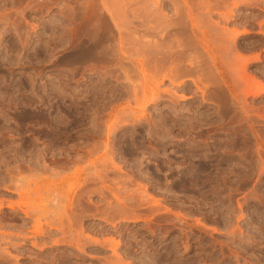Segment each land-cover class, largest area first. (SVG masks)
<instances>
[{"label":"rangeland","instance_id":"rangeland-1","mask_svg":"<svg viewBox=\"0 0 264 264\" xmlns=\"http://www.w3.org/2000/svg\"><path fill=\"white\" fill-rule=\"evenodd\" d=\"M203 1L0 0V264H264V0Z\"/></svg>","mask_w":264,"mask_h":264},{"label":"bare ground","instance_id":"bare-ground-1","mask_svg":"<svg viewBox=\"0 0 264 264\" xmlns=\"http://www.w3.org/2000/svg\"><path fill=\"white\" fill-rule=\"evenodd\" d=\"M178 1V0H177ZM185 1V0H184ZM203 1V0H202ZM211 2V1H210ZM212 3V2H211ZM185 4H187V3H185ZM209 4V2L208 3H204V1H203V4L201 3V5H203V11L204 12H206V11H208L209 9H211V5H208ZM168 5V4H167ZM174 5H176L177 6V4L176 3H174ZM199 6V7H201L202 8V6ZM208 6H210V8L208 7ZM193 7H194V5H193ZM176 8V7H175ZM181 10V9H180ZM190 10V9H189ZM108 11V10H107ZM195 11V10H194ZM202 11V10H201ZM108 12H110V11H108ZM177 12V11H176ZM181 13V12H180ZM201 14V13H200ZM181 15V14H180ZM226 15V14H225ZM192 17V15H190V11H189V18H190V20L192 21V24L194 25L193 27H195L196 26V21H194V19L193 18H191ZM224 15H223V19H224ZM227 17H229L228 16V14H227V16L225 17V18H227ZM113 19V18H112ZM228 19H231V18H228ZM185 20H187V19H185ZM202 20V19H201ZM201 20H199V22L201 21ZM226 21H227V19H226ZM198 22V21H197ZM202 22V21H201ZM204 23H206L205 21H203ZM228 22V21H227ZM181 23V22H180ZM179 23V24H180ZM186 23V22H185ZM179 24H178V26H179ZM198 24V23H197ZM210 24V23H209ZM212 24V23H211ZM172 25V24H171ZM175 25V24H174ZM183 25V24H182ZM208 25V24H207ZM212 25H214V24H212ZM211 25V26H212ZM216 25V26H215ZM214 26H212L211 28H213V27H215L214 29H218V27L220 26V24H219V22L218 23H216ZM187 26V25H186ZM199 25H197V27H198ZM209 26V25H208ZM189 27V26H188ZM217 27V28H216ZM185 29H186V27H184ZM219 28H221V27H219ZM195 29H197V28H195ZM224 29V28H223ZM219 30V29H218ZM217 30V31H218ZM214 31H216V30H214ZM225 31V29L223 30V32ZM219 32L220 33H223L221 30H219ZM227 32H229L228 30L226 31V35L228 36L231 32H229V34H227ZM216 33H218V32H216ZM223 34H225V33H223ZM223 34H221L222 35V37L221 38H225L226 37V39H221V41H224V42H226V40H227V36H225V37H223ZM198 35H201V34H198ZM218 35H219V33H218ZM217 35V36H218ZM232 35V34H231ZM231 35H229L228 36V40H229V38L231 39ZM238 37L239 36V33H234L233 34V37ZM220 38V37H219ZM218 38V39H219ZM202 39V38H201ZM217 39V40H218ZM237 39V38H236ZM227 40V41H228ZM232 40H233V38H232ZM235 40V39H234ZM220 42V41H219ZM230 42H232V41H228L227 43H225L226 45H228ZM220 43H218V45H219ZM221 45V44H220ZM225 45H223L222 47H224ZM221 47V46H220ZM225 49V48H224ZM223 52V51H222ZM224 55V54H223ZM215 64V66H216V62L214 63ZM195 67V66H194ZM181 69V68H180ZM175 71V70H174ZM173 71V72H174ZM174 74V73H173ZM174 75H176V74H174ZM222 75V74H221ZM175 77V76H174ZM170 78V77H169ZM172 78H173V76H172ZM171 79V78H170ZM262 89V88H261ZM256 91H258V90H256ZM256 91H253V92H256ZM262 92H264V89H262V90H259V92H258V95H261L260 93H262ZM257 94V93H256ZM95 242V241H94Z\"/></svg>","mask_w":264,"mask_h":264}]
</instances>
